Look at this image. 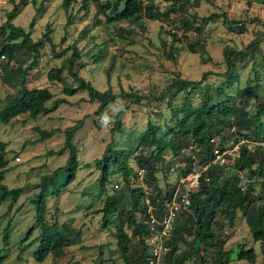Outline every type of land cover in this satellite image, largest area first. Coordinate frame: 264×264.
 <instances>
[{
    "label": "rangeland",
    "instance_id": "1",
    "mask_svg": "<svg viewBox=\"0 0 264 264\" xmlns=\"http://www.w3.org/2000/svg\"><path fill=\"white\" fill-rule=\"evenodd\" d=\"M19 1L21 0H16ZM106 1L113 0H87L86 6L84 0H76L69 10H65L62 6L63 0H28V5L20 9L13 21L16 26L30 31L33 41H43L39 47L37 64L28 77V86L47 88L56 98H67L68 103L61 105L56 112L48 116L40 115L33 119L30 115H23L8 125L0 122V142L8 144L9 162V172L0 184H5L10 189L34 185L40 182L43 175L51 174L66 165L68 151L63 156L48 154L50 151L58 152L64 148L66 129L73 127L80 120H84V127L73 140L79 150L82 170H79L74 182L61 188L60 199L53 196L48 198V225L57 224L56 230L68 233V246L50 254L44 262L36 260L35 253L40 246L37 238L42 229L36 224V210L31 199L40 190H30L15 203L10 213L8 208L11 201L0 202V255L5 256L3 264H125L117 251L116 231L122 221L130 215L129 200L125 202L119 199L116 207L118 212L104 221L102 209L108 197L118 195L114 186L121 183L122 178L120 173H115L110 177L106 190H101L99 180L102 171L97 165V160L103 159L106 148L111 143H115L116 148L128 150V146L134 144L138 134L146 129L150 119L161 127L163 134L168 131L165 128L167 123L174 125V114L164 101L144 100L137 105L119 99L100 115H96L100 104L92 103L87 92L66 97L63 94L64 82H51L48 74L56 69L68 84L77 86L68 70L64 68V63L72 56L74 50L56 57L52 45L44 40V34L49 29L57 54L70 47L77 48L79 59L74 70L99 91L112 89L115 94H119L124 90L150 97L158 96L174 79L200 80L206 72L210 75L204 85L222 86L227 81L222 77L228 69L224 56L227 48L244 51L254 40L264 35V0H183V9H179L178 4L177 13L168 18L152 21L141 17L133 22L114 24L107 23L106 16L98 13L99 4ZM150 1L162 11L170 10L172 4L163 0ZM13 8L14 4L9 0H0V27L5 24ZM40 8L42 10H39ZM97 14V20L101 22L98 26L95 25ZM213 14L219 17L204 27L201 33L195 30L187 33L188 39H185L179 22L181 18L196 20V25H199L204 18ZM34 18H37L36 23L34 28H31L30 24ZM241 25L245 27L244 32L239 31ZM120 29L123 36L120 35ZM8 34L9 31L3 37L7 38ZM175 34L177 39H174ZM4 40L0 39V44ZM255 53V59L249 57L236 61V67L241 72L240 87L260 82L264 86V39ZM14 56L15 61L10 65L13 68L11 76L18 66L31 65L35 52L28 47L20 48L14 51ZM7 60L6 56L5 62ZM5 76L6 73L0 72V109L5 106L7 96L17 92L8 87ZM240 87L235 85L227 89V92L235 95ZM203 92V87L200 86L199 89L190 90L187 95L198 104ZM253 101L250 103L252 111L255 105ZM240 104L244 105V101ZM126 106L128 110L122 117L123 129L128 135L125 137L118 132L112 133V129L117 122V113ZM36 127L60 131L52 139L40 143ZM241 144H248V147L253 149L256 144L264 145V141H241L231 144L228 149L233 157L238 155ZM140 152L141 149L134 148L130 159V165L136 171L139 168L135 157L140 155ZM150 153L149 150L144 151L147 156ZM170 157L171 153L167 151L165 158ZM232 164V159H229L226 165L227 175L234 173L230 167ZM158 176L160 181L164 182L161 172ZM61 180L63 184L66 181L65 178ZM169 180L171 184L175 183L177 174L173 173ZM121 211L122 213L118 214ZM222 220L221 217L220 227L216 228L222 231L225 250L236 249L240 244H244L246 249L253 248L258 254L257 261L253 264H264L263 249L260 243L254 240L244 213L238 212L232 228ZM34 226L35 231L26 239ZM8 229L11 231V237L9 246H6L4 234ZM127 230L131 234V229ZM192 239V235L188 236V241ZM142 248L139 239L134 238L131 247L133 255L140 254ZM205 257L207 264H214L209 255ZM197 259L199 261V257ZM231 264L252 263L235 260Z\"/></svg>",
    "mask_w": 264,
    "mask_h": 264
},
{
    "label": "trees",
    "instance_id": "2",
    "mask_svg": "<svg viewBox=\"0 0 264 264\" xmlns=\"http://www.w3.org/2000/svg\"><path fill=\"white\" fill-rule=\"evenodd\" d=\"M9 1L14 4V8L9 13L5 24L0 27V39H5L0 44V72L6 73L5 83L17 92L14 95H8L5 106L0 109V122L5 125L23 115H30L33 119L40 115L48 116L56 112L61 105L68 103L67 98H56L47 88H30L28 86V77L37 64L39 47L43 41H33L30 31L27 32L24 28L13 23L20 9L28 5V0ZM163 1L172 3L170 10L162 11L153 2L143 5L142 0H113L99 4L100 12L98 13H103L106 16L107 23L114 24L124 21L133 22L141 17L158 21L170 17L171 14H176L178 4V8L183 9V0ZM203 1L212 2L214 0ZM75 2L76 0H63L62 6L65 10H69ZM86 4L87 0H84V5L86 6ZM98 17L99 14L95 16L96 26L101 23L100 20H97ZM218 17L219 15L213 14L204 18L199 25H196V20L181 18L179 22L184 30L185 39H188L187 33L194 30L201 33L204 27ZM36 19L32 20L31 28H34ZM70 23L71 21H69ZM230 29L233 30V27L230 26ZM7 31H9L7 38L3 37ZM239 31L244 32L245 27L239 26ZM50 32L49 29L44 34V40L52 45L56 57L64 56L68 51L74 50L72 56L64 63V68L68 70L77 86L68 84L56 69L48 74V79L51 82H64L63 94L66 97H74L81 92H87L92 103L100 104L96 115H100L109 105L118 102L119 99L128 100L137 105L144 100L164 101L174 114V125L171 126L167 123L165 128L168 131L166 133L163 134L161 127L150 119L146 129L138 134L134 144L131 147L128 146V150L116 148L114 147L115 143H111L107 146L103 159L97 160V165L102 171L99 180L101 190H106V185L110 183V177L115 173H120L122 178L121 183H118V188H114L118 195L108 197L102 209L104 221L116 213L119 199H123L125 202L129 200L130 215L122 221L116 231L117 251L124 263L149 264L148 248L144 243V238L150 234V229L145 224L148 219L147 199L154 206L162 204L169 197L171 191L169 179L174 173L172 168L179 165L178 170L182 175H185L191 171L190 168L194 163L211 164L207 172L209 182L202 181L198 191L192 194L191 212L183 214L177 220L173 234L165 241V246L169 248V251L164 255L163 264H207L205 256L208 257V255L214 264H231L235 260L255 263L258 258L256 250L246 249L244 244H240L236 249L225 250L222 231L216 227H220L219 219L221 217L229 227H234L238 212L242 211L254 240L260 243L264 253V145L256 144L253 149H250L248 144H241L239 156L230 165L234 171L232 175H227V164L221 166L213 162L216 150L223 152L231 144L241 141H255L256 143L264 141V86L260 82L256 85L240 87L241 72L236 67L237 59L249 57L255 59V52L260 49L264 35L254 40L244 51L238 52L233 48H227L224 56L228 69L222 76L227 81L222 86L204 85L203 83L210 75L209 72H206L200 80L174 79L158 96L150 97L124 90L119 94H115L112 89L105 92L99 91L74 70L79 59L77 48L70 47L57 54ZM120 35L123 36L121 29ZM174 39H177L176 34ZM26 47L35 52L34 61L27 67L18 66L14 75L11 76L13 68L10 65L15 61L14 51ZM3 56L5 59L6 56L8 57L7 62L2 59ZM258 79H260L259 74ZM235 85L240 87L236 94H228L227 89ZM200 86L203 87L204 92L200 95L202 98L200 103L196 104L193 99L188 97L187 93L190 90L199 89ZM252 100L255 103L253 111L252 107L250 108ZM241 101H244V105L240 104ZM127 110L126 106L117 113V122L112 133L118 132L124 134L125 137L128 136L123 129L122 122V117ZM83 127L84 120H80L73 127L66 129L64 148L58 152L50 151L48 154L49 156H63L68 151L69 157L66 165L59 167L51 174L43 175L40 182L34 185L10 189L7 185L0 184V202L11 201L8 213L27 191L40 190L31 199L36 210V224L42 229L37 238L40 246L35 253L36 260L39 262H44L50 254L59 252L68 246V233L56 230L57 224L48 225L46 219L48 198L53 196L60 199L61 188L74 182L82 170L79 150L73 140ZM35 131L40 135L38 142L43 143L52 139L60 130L49 131L36 127ZM190 147H193L194 160L192 155L183 154V150ZM7 148L8 144L0 142V182L9 172ZM134 148L141 149L140 155L135 157L138 171L130 165ZM145 150L151 152L149 156L144 154ZM167 151L171 153L170 159L165 158ZM140 170L145 171L142 182H140L138 174ZM159 172L164 175V182L160 181ZM62 178L66 180L64 184L61 183ZM143 182L151 189L152 194H147L142 186ZM122 211L118 214H121ZM35 227L30 229L26 239L31 237ZM127 228L131 229V234L128 233ZM187 235H192L193 239L188 241ZM10 237L11 231L8 229L4 234L6 246L10 244ZM134 238H138L143 246L142 252L137 256H134L131 251ZM197 257H199V261ZM4 261L5 256L0 255V264H3Z\"/></svg>",
    "mask_w": 264,
    "mask_h": 264
},
{
    "label": "built area",
    "instance_id": "3",
    "mask_svg": "<svg viewBox=\"0 0 264 264\" xmlns=\"http://www.w3.org/2000/svg\"><path fill=\"white\" fill-rule=\"evenodd\" d=\"M143 5L149 4L150 0H142ZM5 59V56L2 57ZM193 147L183 150V154L188 153L192 155ZM232 158V161L239 156L233 157L231 150L227 149L223 152L216 150L214 164L224 166L228 164V160ZM192 159L195 156L192 155ZM210 163L196 164L194 163L190 168V172L182 175L178 170L180 167L176 165L172 168V172L177 174V180L171 184L169 181L170 194L166 200L158 205L154 206L147 199L148 219L145 221L146 226L150 229V234L144 238V243L148 248L149 264H163L164 255L169 251V248L165 246V241L173 234L177 220L184 214L191 212L192 206V194L196 193L201 187L202 181L209 182L208 171L210 169ZM140 180L143 181L145 174L144 170L139 171ZM142 186L150 195L151 189L143 182ZM115 188H118V184H115ZM157 214L155 215V213Z\"/></svg>",
    "mask_w": 264,
    "mask_h": 264
},
{
    "label": "clouds",
    "instance_id": "4",
    "mask_svg": "<svg viewBox=\"0 0 264 264\" xmlns=\"http://www.w3.org/2000/svg\"><path fill=\"white\" fill-rule=\"evenodd\" d=\"M105 120H107V117H105Z\"/></svg>",
    "mask_w": 264,
    "mask_h": 264
}]
</instances>
